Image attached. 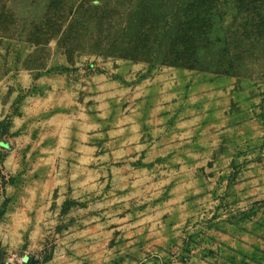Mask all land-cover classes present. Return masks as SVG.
Returning a JSON list of instances; mask_svg holds the SVG:
<instances>
[{
  "label": "rangeland",
  "instance_id": "374dc122",
  "mask_svg": "<svg viewBox=\"0 0 264 264\" xmlns=\"http://www.w3.org/2000/svg\"><path fill=\"white\" fill-rule=\"evenodd\" d=\"M0 264H264V0H0Z\"/></svg>",
  "mask_w": 264,
  "mask_h": 264
}]
</instances>
